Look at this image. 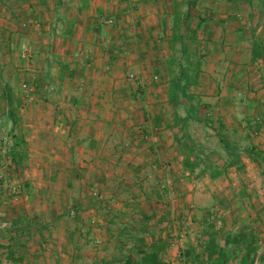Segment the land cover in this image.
Here are the masks:
<instances>
[{"label": "rangeland", "instance_id": "rangeland-1", "mask_svg": "<svg viewBox=\"0 0 264 264\" xmlns=\"http://www.w3.org/2000/svg\"><path fill=\"white\" fill-rule=\"evenodd\" d=\"M97 2L0 0V148L10 150L0 156V263L10 264L8 244L14 258L23 257L19 264H58V253L68 254L74 244L95 253L98 260L110 255L115 239L105 250L101 231L108 233V219L119 203L130 213L112 215V235L118 224L132 227L136 222L134 233L146 242L163 240V258L169 264L203 259L201 231L206 219L225 232L249 226L263 240L264 166L245 159L243 171L229 168L214 180L197 177L184 167L183 148L173 138L172 150L162 147L159 157H148L120 125L127 116L125 104L147 99L132 98L133 90L142 85L149 88V99L154 94L161 103L165 99L161 115L169 120L165 61L177 56L173 48H179L170 42V17L173 11L185 12L188 0ZM227 2L198 0L190 8V24L198 25L195 46L207 55L213 30L218 27L221 37V25H231L226 28L227 41L238 44L236 58L242 60L252 36L264 41V11L260 12V0H235L229 2L235 5L228 14L232 19L221 23ZM7 85L18 115L12 133L4 98ZM252 85H257L255 80ZM194 91L201 97L198 86ZM201 100L206 105L201 113L208 114L212 127L194 123L189 133L218 165L225 160L220 138L238 145L263 140L264 146V136H253L239 126L243 117L238 120L228 112L226 127L216 110ZM92 118L99 121L93 144L84 137ZM111 121L118 125H106ZM72 133L79 139L69 140ZM15 136L22 139V163L13 155ZM72 143L80 149L76 156L65 150ZM94 147V154L84 151ZM112 200L118 203L113 208L108 202ZM94 231L97 235L91 238Z\"/></svg>", "mask_w": 264, "mask_h": 264}, {"label": "trees", "instance_id": "trees-1", "mask_svg": "<svg viewBox=\"0 0 264 264\" xmlns=\"http://www.w3.org/2000/svg\"><path fill=\"white\" fill-rule=\"evenodd\" d=\"M197 1L188 0L185 12L181 14L173 11L170 17L173 30L170 42L172 48L175 45H179V48L178 50L173 48V53H177V56H171L165 61V69L169 75L167 103L171 109L166 128L172 132L174 143L183 148L184 167L189 172L195 173L197 177L206 176L214 180L226 174L229 168L237 172L245 170V159H251L258 167H263L264 150L259 149L252 142L238 145L236 142L220 138L225 160L222 165H218L209 154L204 153L203 145L192 139L189 133V128L194 123L212 127V120L208 114L201 113V109L206 105L194 91L199 84V76L206 58V55H201L195 46L198 41L196 36L198 25L193 27L190 24V8L195 7ZM227 1L235 2V0ZM246 1L248 4L251 3V0ZM259 8L260 12L264 11L263 0H260ZM249 54L252 62L264 61V42L252 36ZM62 69L64 70V67ZM71 75L77 74L71 71ZM4 98L12 133L17 128L18 115L14 108L12 90L8 85L5 86ZM219 127L224 128V125L220 124ZM21 145V137H13V155L18 163H22L25 158V151L22 150ZM114 222L111 219L107 224L108 237L115 238L113 252L108 258L94 259L91 263L84 264H169L163 258L167 247L160 237L146 242L143 235L134 233L137 226L134 221H132L135 223L134 226L124 223L112 235L110 224ZM201 232L203 259L196 263L197 259L190 257L191 264H264V239L261 240L251 227L240 226L236 231L225 232L222 229L217 230L206 219ZM2 247L3 245H0V248ZM5 247L9 251L7 260L10 264L22 262V256L14 258L12 246L8 244Z\"/></svg>", "mask_w": 264, "mask_h": 264}, {"label": "crops", "instance_id": "crops-1", "mask_svg": "<svg viewBox=\"0 0 264 264\" xmlns=\"http://www.w3.org/2000/svg\"><path fill=\"white\" fill-rule=\"evenodd\" d=\"M93 2H95V0H92V3ZM96 3H98L97 0ZM226 5L228 10L227 16H222L221 23H226L228 19H232V17L229 18L228 14L230 13L231 15L234 12L232 10L235 9L234 4L232 6L229 2H227ZM91 6L93 7V5ZM97 9H99V4L93 7V13ZM114 13L116 14L115 11ZM262 14L264 13L262 12ZM259 16H261V13H259ZM138 17L139 16L137 15L136 22H138ZM84 21L81 20L83 23ZM139 21L141 22V19H139ZM230 26L231 25H228L227 27ZM227 27H225V25H221L219 30L222 33L221 37L219 35L217 36L218 27L213 30L215 33L213 34V37H209L208 43L209 45L211 44V46H209V49L206 51L207 55L200 73L198 91L201 98L205 99L208 103L207 105L209 108L214 112L216 110L220 116V120H222L226 127L227 123L225 121V117L228 115V112L231 111L235 117H238V120L243 117V120L241 121L240 119V123L238 124L243 127L244 130H251L250 132H253V136H264V61L257 60L252 62L250 54L246 52H243L242 60L236 58L240 54V47L235 42L228 44L226 31ZM65 40L63 42H65ZM81 44L85 43L83 42ZM240 63L243 64L240 66ZM243 79H245L244 82H242ZM253 80L257 83L256 86L252 85ZM149 94V88L143 85L137 88V90H133L132 98L139 99L146 97L147 99L142 102L134 101L132 103L128 102L125 104V106L127 105V116H125L126 118L123 122H120V125L128 130L127 134L129 136L127 139L132 143L138 144V150L142 152V155L148 157L154 156L157 158L159 157L162 147L163 150L170 147L172 143V132L166 128L165 118L161 115V110H164L166 106V103H164L165 99H163V103H161L162 100L160 101V98H158L156 94H154V97L151 99L148 98ZM156 97L157 99H155ZM212 98L215 99L214 102H211ZM221 109L226 110L221 111ZM112 121L107 122L106 125L114 126L116 122ZM87 123V133L84 137H87L86 141H90L93 144L94 140L98 139L97 125L99 121L92 118L88 120ZM77 129L80 130L78 127ZM113 133H116L115 129L112 130V134ZM71 136L72 137L69 138V140L74 141L79 139L78 137H74L73 133ZM261 141L263 140H259V142H252L251 139V142L256 147L264 150V146L261 144ZM73 145L74 144L72 143V147L65 149L69 152L70 156H76L77 150H80ZM97 149L98 148L94 147L90 150L84 149V151L88 154H94ZM172 149L173 148L171 146L167 149V151ZM61 150H64V148H61ZM61 154L64 156L66 152L61 151ZM154 165L156 166V163L151 165L152 169L155 168ZM108 202L112 205V208L118 204H114V200ZM103 205H105V203ZM110 205L109 207H111ZM119 205V210L114 211V215L118 214L119 216H125L130 213L129 207H126L125 209V207H122V204L119 203ZM113 214H110L108 221H111ZM118 226L122 227L123 224H118ZM112 231L113 230H111V232ZM101 234V236H103L102 239L104 240V247L111 245V241L115 238L108 237V233L103 231H101ZM96 235L97 234L94 231V234L91 233V238H95ZM106 247L105 250L108 249ZM83 250L84 249H82L81 244H74L71 248V252H68V254L65 252H59L58 256H60V258L57 260L59 261L58 264H84L91 263L94 259L98 260L95 253H86V251L84 252ZM111 251L113 252V250ZM109 256L110 255H106L103 257L108 258ZM99 257V259L103 258L101 256Z\"/></svg>", "mask_w": 264, "mask_h": 264}, {"label": "built area", "instance_id": "built-area-1", "mask_svg": "<svg viewBox=\"0 0 264 264\" xmlns=\"http://www.w3.org/2000/svg\"><path fill=\"white\" fill-rule=\"evenodd\" d=\"M0 139H3V138L0 136ZM9 151H10L9 148H6L3 146L2 148H0V156L1 155H7L9 153Z\"/></svg>", "mask_w": 264, "mask_h": 264}]
</instances>
